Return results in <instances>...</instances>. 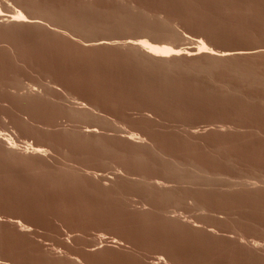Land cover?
<instances>
[{
    "label": "rangeland",
    "instance_id": "1",
    "mask_svg": "<svg viewBox=\"0 0 264 264\" xmlns=\"http://www.w3.org/2000/svg\"><path fill=\"white\" fill-rule=\"evenodd\" d=\"M23 1L0 0L32 21L0 20V264H264V0ZM144 36L183 56L113 41Z\"/></svg>",
    "mask_w": 264,
    "mask_h": 264
},
{
    "label": "bare ground",
    "instance_id": "2",
    "mask_svg": "<svg viewBox=\"0 0 264 264\" xmlns=\"http://www.w3.org/2000/svg\"><path fill=\"white\" fill-rule=\"evenodd\" d=\"M24 1H26V0H24ZM24 1H23V3H24ZM28 1H29V0H28ZM28 1H26V2H28ZM2 2H4V1H2ZM6 2H7V1H6ZM29 2H30V1H29ZM31 2H33V1H31ZM0 3H1V2H0ZM18 3H19V2H18ZM20 4H22V2H21ZM27 4H28V3H27ZM32 4H34V3H32ZM4 5H5V4H4ZM17 5H18V4H17ZM35 5H36V4H35ZM5 6H6V5H5ZM7 6H8V5H7ZM21 6H22V5H21ZM1 7H3V6H1ZM12 7H13V6H12ZM18 7H19V6H18ZM27 7H29V6H27ZM27 7H26V8H27ZM121 7L123 8V6H121ZM130 7H131V6H130ZM6 8H7V7H6ZM24 8H25V7H24ZM26 8H25V9H26ZM30 8H33V7H30ZM128 8H129V7H128ZM3 9H4V8H3ZM27 9H29V8H27ZM35 9H36V7H35ZM50 9H51V8H50ZM50 9H49V10H50ZM55 9H56V8H55ZM124 9H125V8H123V10H124ZM4 10H5V9H4ZM8 10H10V9H8ZM32 10H33V9H32ZM49 10H48V12H49ZM56 10H57V9H56ZM24 11H25V10H23L22 8L19 9V8L14 7V11L11 12L12 14L9 15V14H6L7 12L5 13V12H3V11L0 10V20L2 21V23H3V22H11V23H15L16 25H17V24H23V25H25L26 23L29 24V23L32 22V21L29 22V17H30V16L27 18V15H28V14H25L26 11H25V12H24ZM33 11H35V10H33ZM57 11H58V10H57ZM61 11H62V10H61ZM61 11H60V12H61ZM117 11H118V10H117ZM9 12H10V11H9ZM35 12H36V11H35ZM50 12H52V10H51ZM66 12H67V11H66ZM66 12H64L63 14L65 15ZM72 12H73V11H72ZM97 12H98V11H97ZM99 12H100V11H99ZM115 12H116V10H115ZM122 12H123V11H122ZM37 13H38V12H37ZM69 13H70V12H69ZM75 13H76V12H75ZM124 13H126V12H124ZM29 14H30V13H29ZM47 14H48V13H47ZM61 14H62V12H61ZM78 14H79V13H78ZM82 14H83V12H82ZM82 14H81V15H82ZM96 14H97V13H96ZM99 14H100V13H99ZM104 14H105V13H104ZM113 14H114V13H113ZM121 14H122V13H121ZM126 14H127V13H126ZM145 14H146V13H145ZM145 14H144V15H145ZM31 15H32V14H31ZM50 15H51V14L49 13V16H50ZM53 15H54V14H53ZM56 15H57V14H56ZM58 15L60 16V14H58ZM76 15H77V13H76ZM79 15H80V14H79ZM84 15H85V14H84ZM105 15H106V14H105ZM107 15H108V14H107ZM127 15H128V14H127ZM35 16H36V14H35ZM35 16H32V17H35ZM49 16L47 15V16H46V19L49 18ZM59 16H58V17H59ZM69 16H70V14H69ZM77 16H78V15H77ZM87 16H88V15H87ZM93 16H94V15H93ZM97 16H98V14L95 15V18H96ZM103 16H104V15H103ZM58 17H56V18H58ZM64 17H65V16H64ZM70 17H71V16H70ZM78 17H79V16H78ZM99 17H100V16H99ZM104 17H105V16H104ZM106 17H107V16H106ZM108 17H110V16H108ZM121 17H122V15H121ZM133 17H134V16H133ZM36 18H40V17H36ZM52 18H53V17H52ZM56 18H54V19H56ZM74 18H75V17H74ZM85 18H86V16H85ZM85 18H84V19H85ZM119 18H120V15H119ZM134 18H135V17H134ZM137 18H138V17H137ZM33 19H34V18H33ZM58 19H59V18H58ZM69 19H70V18H69ZM69 19H68V20H69ZM76 19H77V17H76ZM82 19H83V18H82ZM82 19H81V20H82ZM92 19H93V18H92ZM99 19H100V18H99ZM103 19H104V18H103ZM109 19H111V18H109ZM148 19H149V17H148ZM159 19H160V15H159ZM9 20H10V21H9ZM49 20H50V19H49ZM51 20H52V19H51ZM51 20H50V21H51ZM59 20H61V18H60ZM71 20H72V19H71ZM88 20H89V19H88ZM94 20H95V19H94ZM120 20H121V19H120ZM141 20H142V18H141ZM149 20H150V19H149ZM47 21H48V20H47ZM74 21H79V20H74ZM95 21H96V20H95ZM98 21H99V20H98ZM124 21L126 22V20H124ZM137 21H138V20H137ZM147 21H148V20H147ZM152 21H153V20H152ZM161 21H163V20H161ZM34 22H35V21H33V23H34ZM36 22H37V21H36ZM36 22H35L34 24H36ZM39 22H40V21H39ZM48 22H49V21H48ZM51 22H52V21H51ZM51 22H50V23H51ZM54 22H55V20H54ZM63 22H66V21H63ZM68 22H70V20H69ZM100 22H101V21H100ZM100 22H99V23H100ZM104 22H105V21H104ZM106 22H107V21H106ZM111 22H112V21H111ZM130 22H132V24H135V23H133V21H131V20H130ZM164 22H165V21H164ZM33 23H32V24H33ZM42 23H43V22H42ZM90 23H91V22H90ZM92 23H93V22H92ZM92 23H91V24H92ZM101 23H103V22H101ZM155 23H158V22H155ZM161 23H162V22H161ZM30 24H31V23H30ZM39 24H40V23H39ZM63 24H64V23H63ZM63 24H62V25H63ZM65 24H68V23H65ZM65 24H64V25H65ZM70 24H72V23H70ZM80 24H81V23H80ZM111 24H112V23H111ZM113 24H114V23H113ZM116 24H117V23H116ZM125 24H126V23H125ZM125 24H124V25H125ZM141 24H142V23H141ZM149 24H150V23H148V25H149ZM2 25H3V24H2ZM2 25H1V26H2ZM9 25H10V24H9ZM42 25H43V24H42ZM52 25H53V24H52ZM55 25L58 27L57 23H55ZM55 25H54V26H55ZM74 25H75V24H74ZM77 25H78V23H77ZM86 25H87V23H86ZM93 25H95V23H94ZM105 25H106V24H105ZM121 25H122V24H121ZM121 25H120V26H121ZM151 25H152V24H151ZM165 25H166V24H165ZM168 25H169V24L167 23L166 26H168ZM1 26H0V28H2ZM4 26H5V25H4ZM6 26H7V25H6ZM32 26H33V25H32ZM34 26H35V25H34ZM34 26H33V28H34ZM36 26H37V25H36ZM48 26H49V24H48ZM48 26H47V27H48ZM54 26H53V27H54ZM60 26H61V23H60L59 27H60ZM90 26H91V25H90ZM90 26H89V27H90ZM126 26H127V25H126ZM137 26H138V25H137ZM142 26H143V25H142ZM146 26H147V25H145V27H146ZM149 26H150V25H149ZM152 26H153V25H152ZM162 26H163V25H162ZM166 26H164L163 28H166ZM10 27H12V26H10ZM10 27H9V28H10ZM19 27H20V26H19ZM27 27H28V26H27ZM27 27H26V28H27ZM37 27H38V26H37ZM40 27H41V26H40ZM43 27H44V26H43ZM61 27H63V26H61ZM65 27H66V25H65ZM65 27H64V29H65ZM73 27H74V26H73ZM77 27H79V26H77ZM77 27H76V28H77ZM83 27H84V25H83ZM92 27H93V26H92ZM92 27H90V28H92ZM99 27H100V26L98 25V28H99ZM118 27H119V26H118ZM134 27H135V26H134ZM154 27H155V26H154ZM160 27H161V26H160ZM168 27H171V25L168 26ZM33 28H32V30H33ZM35 28H36V27H35ZM35 28H34V29H35ZM38 28H39V27H38ZM69 28H71V25L69 26ZM69 28H68V30L72 32L73 29L71 28L72 30H70ZM80 28H81V27H80ZM90 28H89V29H90ZM93 28H95V27H93ZM111 28H112V27H111ZM123 28H124V26H123ZM128 28H129V27H128ZM128 28H127V29H128ZM139 28H140V27H139ZM149 28H152V27H149ZM149 28H147V30H148ZM5 29H6V28H5ZM5 29H4V30H5ZM7 29H8V28H7ZM15 29H16V28H15ZM15 29H14V31H15ZM17 29H18V28H17ZM29 29H30V28H29ZM41 29H42V27H41ZM46 29H47V28H46ZM54 29H55V28H54ZM59 29H60V28H59ZM62 29H63V28H62ZM84 29H85V28H83V31H84ZM106 29H107V28L104 27V30H106ZM108 29H109V28H108ZM137 29H138V28H137ZM140 29L142 30V28H140ZM140 29H139V30H140ZM8 30H9V29H8ZM8 30H6V32H7ZM12 30H13V29H12ZM24 30H25V29H24ZM66 30H67V29H66ZM74 30H75V29H74ZM80 30H81V29H80ZM90 30H91V29H90ZM96 30H97V29H96ZM114 30H115V29H114ZM120 30H121V29H120ZM147 30H146V32H147ZM159 30H160V29H159ZM163 30H165V29H163ZM16 31H17V30H16ZM18 31L23 32L22 30H18ZM55 31H56V30H55ZM76 31H77V30H76ZM87 31H88V29H87L85 32H87ZM97 31H98V30H97ZM99 31H100V30H99ZM101 31H102V30H101ZM107 31H108V30H107ZM149 31H151V30H149ZM153 31H154V30H153ZM178 31H179V30H178ZM27 32H28V31H27ZM35 32H36V31H35ZM35 32H34V33H35ZM57 32H58V31H57ZM61 32H62V31H61ZM71 32H70V33H71ZM78 32H79V31H78ZM81 32H82V31H80V33H81ZM91 32H92V30H91ZM91 32H89L90 35H91ZM95 32H96V31H95ZM103 32H105V31H102V33H103ZM108 32H109V31H108ZM146 32H145V33H146ZM159 32H160V31H159ZM174 32H175V31H174ZM30 33H31V31H30ZM43 33H44V32H43ZM55 33H56V32H55ZM75 33H76V32H74V34H75ZM80 33H79V34H80ZM82 33H84V32H82ZM96 33H97V32H96ZM105 33H106V32H105ZM113 33H114V32H113ZM138 33H139V32H138ZM142 33H144L143 30H142L141 34H142ZM149 33H150V32H149ZM149 33H148V34H149ZM20 34H21V33H20ZM36 34H37V33H36ZM56 34H57V33H56ZM59 34H60V33H59ZM59 34H58V35H59ZM79 34L77 33L76 36H78ZM86 34H87L88 36H90L88 33H86ZM86 34H85V35H86ZM106 34H110V35H111V33H106ZM180 34H181V33H180ZM34 35H35V34H34ZM72 35H73V33H72ZM87 35H86V37H87ZM92 35H93V34H92ZM92 35H91V36H92ZM175 35H178V36H179V34H177V30H176ZM36 36H39V35H36ZM41 36H42V35H41ZM44 36H45V35H44ZM70 36H71V35H70ZM76 36H75V37H76ZM81 36H82V35H81ZM106 36H108V35H106ZM146 36H147V35H146ZM149 36H150V35H149ZM152 36H153V35H152ZM155 36H156V35H155ZM178 36H177V39H178ZM49 37H50V36H49ZM49 37H48V38H49ZM58 37H59V36H58ZM66 37H67V36H66ZM82 37H83V36H82ZM141 37H142V36H141ZM147 37H148V36H147ZM156 37H157V36H156ZM158 37H159V36H158ZM173 37H174V36H173ZM181 37H182V36H181ZM181 37L179 36V39H180ZM79 38H80V36H79ZM84 38H85V37H83L82 39L84 40ZM88 38H89V37H88ZM88 38H87V39H88ZM99 38H100V37H99ZM104 38H105V37H104ZM104 38L101 39V40H105V42H106V41L110 42V41H109L110 39L107 40V38H106V39H104ZM152 38H153V37H152ZM160 38H161V37H160ZM80 39H81V38H80ZM85 39H86V38H85ZM87 39H86V40H87ZM92 39H94V40H91L90 43L92 42L93 44H94V43H95V44H96V43L98 44V42H101L100 39H95L94 37H93ZM156 39H157V38H156ZM162 39H163V38H162ZM173 39H174V38H173ZM86 40H84V41H86ZM111 40H113V39H111ZM154 40H155V39H154ZM163 40H164V39H163ZM87 41H88V40H87ZM87 41H86V42H87ZM113 41H114V43H115L116 46H121V47H123V48H124V47H127V50L129 49V50L133 53V55H134L136 58H138V59L141 60V62H142V61H151V62H154V61L157 62V61H158L159 63L162 64V66H165V68L167 67V69H168V68H171V67H174L175 64L177 63V62H176L175 64H173V63H174V59H176L177 57H181L182 53L184 52L183 50L181 51L179 48H176V46L168 45V44H169L168 42H167L168 44H164L163 46H160V45L158 46V45L155 43V44L157 45V46H156L154 43L151 42L152 40L149 41V40L145 39V36H144V39H143V38H141V39H137V40H135V41H131L130 43H129V42L125 43V41H124V43L122 42V44H118V45L116 44V42H118V41H116V39L113 40ZM115 41H116V42H115ZM11 43H12V42H11ZM112 43H113V42H112ZM114 43H113V44H114ZM120 43H121V42H120ZM104 44H105V43H104ZM113 44H112V45H113ZM10 45H11V44H10ZM12 45H13V44H12ZM107 45H108V44H107ZM109 45H111V42L109 43ZM112 45H111V46H112ZM98 46H99V45H98ZM8 47H9V46H8ZM112 47H114V45H113ZM121 47H119V48H121ZM95 48H96V47H95ZM99 48H100V47H99ZM110 48H111V47H110ZM116 48H117V47H116ZM202 48H203V47H202ZM11 49H12V48H11ZM181 49H182V48H181ZM198 49H199V48H198ZM203 49H204V48H203ZM203 49L201 50V48H200V51H203ZM206 49H207V48H206ZM206 49H204V50H206ZM121 50H122V49H121ZM129 50H128V51H129ZM204 52H205V51H203V53H204ZM206 52L208 53L207 50H206ZM210 52H211V50H210ZM210 52L208 53V55H212V54H213V52H212V54H210ZM231 52H232V51H231ZM185 53H186V52H185ZM188 53H190V52H188ZM198 53L200 54L201 52H199V50H198ZM228 53H229V51H228ZM232 53H233V52H232ZM232 53H229V54H228V55L230 56V58H231V56H232V55H231ZM126 54H127V53H126ZM194 54H196V53H194ZM201 54H202V53H201ZM226 54H227V52H226ZM234 54H236V53L234 52L233 55H234ZM238 54H241V53H238ZM238 54H237V55H238ZM185 55H187V53H186ZM196 55H198V54H196ZM214 55H215V54H214ZM214 55H213V56H214ZM129 56H130V55H129ZM182 56H183V55H182ZM213 56H212V57H213ZM131 57H132V56H131ZM214 57H215V56H214ZM234 57H235V56H234ZM234 57H233V58H234ZM224 58H225V54H224ZM226 58H227V57H226ZM138 61H139V60H138ZM158 62H157V64H159ZM180 63H181V62H180ZM136 64H137V63H136ZM151 64H152V63H151ZM161 64H160V65H161ZM181 64H182V63H181ZM179 65H180V64H178V66H179ZM182 65H183V64H182ZM140 66H141V65H140ZM178 66H177V67H178ZM162 68H164V67H162ZM239 68H240V67H239ZM172 69H173V68H172ZM177 69H178V68H177ZM179 69H180V67H179ZM235 69H236V68H235ZM168 70H170V69H168ZM183 70H185V69H183ZM243 70H244V69H243ZM164 71H165V70H164ZM164 71H163V72H164ZM173 71H174V70H173ZM236 71H237V70H236ZM247 71L249 72V70H247ZM169 72H171V71H169ZM164 73H165V72H164ZM176 73H177V72H176ZM176 73H175V74H176ZM240 73H241V72H240ZM172 74H173V73H172ZM175 74H173V75H175ZM252 74H254V73H252ZM249 75H250V74H249ZM258 75H260V74H258ZM170 76H171V75H170ZM167 77H168V76H167ZM260 77H261V76H260ZM165 78H166V77H165ZM168 78H169V77H168ZM252 78H253V77H252ZM246 79H247V78H246ZM168 80H169V79H168ZM247 80H248V79H247ZM255 80H256V78H255ZM252 81H253V80H252ZM250 82H251V81H250ZM253 82H254V81H253ZM259 83H260V82H259ZM261 83H262V82H261ZM48 86H49V85H48ZM30 90H31V89H30ZM32 91H33V90H32ZM32 91H31V93H32ZM232 91H233V90H232ZM238 91H239V90H238ZM238 91H237V92H238ZM34 92H35V91H34ZM34 92H33V93H34ZM233 93H234V92H233ZM28 94H29V93H28ZM29 95H31V94H29ZM31 99H33V98H31ZM31 99H30V100H31ZM90 131H91V130H90ZM1 132H2V131H0V139H2V141L5 142V143L8 145L9 149L12 150V151L15 150V152H16V150H19V145H17V143L15 142V140L13 139V137L9 136V134H8V135H4V134H2ZM89 133H90V132H89ZM133 134H136V133H133ZM128 137H129V136H128ZM130 137L132 138V136H130ZM133 137H134V135H133ZM134 138H135V137H134ZM134 138H133V139H134ZM136 138H137V137H136ZM126 139H127V138H126ZM134 140H135V139H134ZM142 141H143V140H142ZM142 141H141V142H142ZM0 142H1V141H0ZM139 142H140V141H139ZM3 144H4V143H3ZM24 144H25V143H24ZM22 147H23V146H22ZM20 148H21V147H20ZM21 149H22V148H21ZM23 149H24L25 152H28V154H29V152H30V153H33V154H36V155H43V154L46 153V150L42 149L41 147L39 148V145L36 147V146H34V145H32V144H29V143H26V147L23 148ZM19 151H20V150H19ZM10 152H11V151H10ZM46 154H47V153H46ZM46 154H45V155H46ZM158 155H159V154H158ZM158 155H157V156H158ZM165 155H166V154H165ZM159 157H160V156H159ZM162 161H163V160H162ZM172 161H173V160H172ZM168 162H169V161H168ZM166 163H167V162H166ZM169 163H171V161H170ZM179 163H180V162H179ZM181 163H182V162H181ZM171 164H172V163H171ZM175 166H176V164H175ZM177 166H178V165H177ZM192 166H193V165H192ZM195 166H196V165H195ZM172 168H173V167H172ZM172 168H171V169H172ZM175 168L177 169V167H175ZM175 168H174V169H175ZM178 168L180 169V167H178ZM193 168H194V166H193ZM193 168H192V169H193ZM164 169H165L166 171L168 170L167 168H164ZM179 169H178V170H179ZM197 169H198V168H197ZM200 169H201V168H200ZM200 169H199V170H200ZM118 170H119V169H118ZM199 170H198V171H199ZM170 171H171V170H170ZM170 171H169V173H170ZM119 172H121V171H119ZM167 172H168V171H167ZM171 172H172V171H171ZM187 172H188V171H187ZM187 172H186V174H187ZM200 172H201V171H200ZM200 172H199V173H200ZM203 172H204V171H203ZM178 173H179V172H178ZM183 173H184V172H183ZM191 173H192V172H191ZM194 173H195V171H194ZM194 173H193V174H194ZM199 173H197V174H199ZM165 174H166V173H165ZM188 174H189V172H188ZM197 174H196V175H197ZM169 175H170V174H169ZM174 175H175V174H174ZM179 175H181V174H179ZM184 175H185V174H184ZM170 176H171V175H170ZM176 176H177V175H176ZM164 177H165V176H164ZM166 177H167V176H166ZM174 177H175V176H174ZM182 177H183V176H182ZM186 177H187V176H186ZM198 177H199V176H198ZM198 177H197V180H199ZM144 178H145V177H144ZM158 178H159V177H158ZM179 178H180V177H179ZM188 178L191 179L190 177H188ZM199 178H200V177H199ZM215 178H216V177H215ZM162 179H163V178H162ZM170 179H171V177H170ZM182 179H183V178H182ZM184 179H185V177H184ZM192 179H193V178H192ZM194 179H195V178H194ZM140 180H141V179H140ZM145 180H146V179H145ZM172 180H174V179H172ZM206 180H207V179H206ZM213 180H214V179H213ZM149 181H150V180H149ZM151 181H152V180H151ZM153 181H154V180H153ZM158 181H159V180H157V182H158ZM162 181H163V180H162ZM203 181H204V180H203ZM207 181H208V180H207ZM214 181H215V180H214ZM245 181H246V180H245ZM165 182H166V181H165ZM182 182H183V181H182ZM182 182H179L180 185L182 184ZM185 182H186V181H185ZM187 182H189V180H188ZM194 182H195V180H194ZM196 182H197V181H196ZM198 182H199V181H198ZM209 182L211 183L212 181H209ZM223 182H224V181H223ZM227 182H229V181H227ZM227 182H226V183H227ZM242 182H243V181H242ZM154 183H155V182H154ZM177 183H178V182H177ZM207 183H208V182H207ZM231 183H233V182H231ZM239 183H240V182H239ZM239 183H236V182H235V184H237V186H238ZM243 183H244V182H243ZM142 184L144 185L143 182H142ZM151 184H152V183H151ZM189 184H190V183H189ZM240 184H241V183H240ZM244 184H245V183H244ZM248 184H249V181H248ZM155 185L162 186V188H163V186H164L165 184L163 185L162 183H157V184L155 183ZM155 185H154V186H155ZM168 185H169V184H168ZM168 185H167V186H168ZM185 185H186V184H185ZM187 185H188V184H187ZM190 185H191V184H190ZM192 185H193V184H192ZM196 185H197V184H196ZM198 185H202V184L199 183ZM198 185H197V186H198ZM205 185H206V184H205ZM212 185H213V184H212ZM212 185H211V186H212ZM228 185H229V183H228ZM242 185H243V184H242ZM250 185H251V184H250ZM250 185H249V186H250ZM252 185H253V184H252ZM150 186H151V185H150ZM150 186H149V187H150ZM154 186H153V187H154ZM211 186L208 185V187H211ZM218 186H219V185H218ZM231 186H232V184H231ZM165 187H166V186H165ZM169 187H171V186L169 185ZM169 187H168V188H169ZM173 187H174V186H173ZM206 187H207V186H206ZM213 187H214V186H213ZM215 187H216V186H215ZM112 188H113V187H112ZM179 188H180V187H179ZM234 188H235V187H234ZM107 189H108V188H107ZM156 189H157V188H156ZM185 189H186V187H185ZM191 189H192V188H191ZM195 189H196V187H195ZM195 189H194V190H195ZM166 190H167V189H166ZM180 190H181V189H180ZM108 191H109V190H108ZM155 191H156V190H155ZM157 191H158V190H157ZM182 192H183V191H182ZM192 192H193V189H192ZM196 192H197V189H196ZM196 192H195L193 195L197 194ZM152 193H153V192H152ZM152 193H150V194H152ZM168 193H169V192H168ZM170 193H171V192H170ZM170 193H169V194H170ZM176 193L178 194L179 192L176 191ZM180 193H181V192H180ZM183 193H184V192H183ZM159 194H160V193H159ZM162 194H163V192H162ZM173 194H174V193H173ZM184 194H185V193H184ZM184 194H183V195H184ZM189 194H190V193H189ZM165 195H166V194H165ZM171 195H172V194H171ZM178 195H180V194H178ZM151 196H152V195H151ZM162 196H163V195H162ZM168 196H169V195H168ZM196 196H197V195H196ZM156 197H158V196L156 195ZM159 197H160V196H159ZM159 197H158V199H159ZM170 197H172V196H170ZM180 197H181V196H180ZM188 197H189V195H188ZM149 198H151V197H149ZM172 198H175V196L172 197ZM184 198H186V197H184ZM189 198H191V197H189ZM196 198H198V197H196ZM161 199H162V198H161ZM168 199H169V197H168ZM180 199H181V198H180ZM193 199H194V198H193ZM148 200H149V199H148ZM148 200H147V201H148ZM151 200H152V199H151ZM153 200H155V199H153ZM162 200H163V199H162ZM170 200H171V199H170ZM172 200H173V199H172ZM172 200H171V201H172ZM174 200H175V199H174ZM176 201H177V200H176ZM179 201H180V200H179ZM179 201H178V202H179ZM183 201H184V200H183ZM193 201H194V200H193ZM145 202H146V201H145ZM178 202H177V204H178ZM194 202L196 203V201H194ZM141 203H142V202H141ZM151 203H152V202H151ZM164 203H165V202H164ZM166 203H167V202H166ZM172 203H173V202H172ZM143 204H144V203H143ZM173 204H174V203H173ZM175 205H176V204H175ZM175 205H173V206H175ZM168 206H169V205H168ZM170 206H171V205H170ZM145 207H146V206H145ZM167 208H168V207H167ZM169 209H170V208H169ZM169 209H168V211H169ZM177 209H178V208H177ZM162 210H163V209H162ZM164 210H165V209H164ZM168 211H166V212L169 213ZM180 211H181V210H180ZM180 211H179V212H180ZM167 213H165V214H167ZM170 213H171L170 216L172 215V218H175V219H176V216L179 215V214H178V211H174V210H173L172 212H170ZM172 213H173V214H172ZM175 214H177V215L175 216ZM180 214H181V213H180ZM173 215H174V216H173ZM166 216H167V215H166ZM170 216H169V217H170ZM181 216H182V215H181ZM170 218H171V217H170ZM192 225H193V224H192ZM17 226H18V223H17ZM254 242H255V241H254ZM257 245H258V244H257ZM256 247H257V246H256ZM162 258H163V257H162ZM164 258H165V257H164ZM162 260H163V259H162ZM6 263H7V262H6ZM164 263H165V262H164ZM10 264H11V263H10ZM166 264H167V263H166Z\"/></svg>",
    "mask_w": 264,
    "mask_h": 264
}]
</instances>
